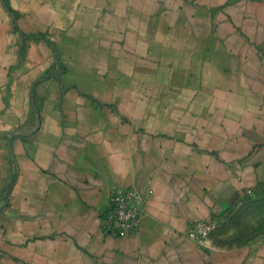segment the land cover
<instances>
[{"label":"crops","instance_id":"obj_1","mask_svg":"<svg viewBox=\"0 0 264 264\" xmlns=\"http://www.w3.org/2000/svg\"><path fill=\"white\" fill-rule=\"evenodd\" d=\"M263 203L264 0H0V264H264Z\"/></svg>","mask_w":264,"mask_h":264},{"label":"built area","instance_id":"obj_2","mask_svg":"<svg viewBox=\"0 0 264 264\" xmlns=\"http://www.w3.org/2000/svg\"><path fill=\"white\" fill-rule=\"evenodd\" d=\"M144 199L136 189L112 187L102 216L104 230L117 236L135 232L144 212ZM213 229L211 221L195 220L188 224L186 235L200 245Z\"/></svg>","mask_w":264,"mask_h":264},{"label":"rangeland","instance_id":"obj_3","mask_svg":"<svg viewBox=\"0 0 264 264\" xmlns=\"http://www.w3.org/2000/svg\"><path fill=\"white\" fill-rule=\"evenodd\" d=\"M264 204V203H263ZM256 206H260V203H258ZM261 207V206H260ZM259 207V208H260ZM239 216H240V214H239ZM236 218H237V216H236V212H234V214H233V216L230 218V222L232 221V222H234V221H236ZM232 219V220H231Z\"/></svg>","mask_w":264,"mask_h":264}]
</instances>
